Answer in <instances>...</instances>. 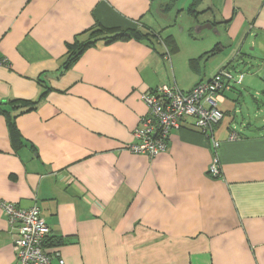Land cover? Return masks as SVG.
Instances as JSON below:
<instances>
[{
  "label": "crops",
  "instance_id": "crops-1",
  "mask_svg": "<svg viewBox=\"0 0 264 264\" xmlns=\"http://www.w3.org/2000/svg\"><path fill=\"white\" fill-rule=\"evenodd\" d=\"M183 1L0 0V264L17 263L2 201L40 207L53 264H264V0ZM175 7L220 33L179 36ZM251 57L219 104L217 150L191 119L154 158L128 149L144 92L189 91Z\"/></svg>",
  "mask_w": 264,
  "mask_h": 264
},
{
  "label": "built area",
  "instance_id": "built-area-1",
  "mask_svg": "<svg viewBox=\"0 0 264 264\" xmlns=\"http://www.w3.org/2000/svg\"><path fill=\"white\" fill-rule=\"evenodd\" d=\"M153 33V32H152ZM159 39V34L154 33ZM0 57V67L7 64ZM244 75L237 76L230 69H221L208 81H201L193 89L185 91L178 85H160L143 93L142 99L148 107L147 114L133 132L135 142L128 149L137 154L154 158L165 152L169 146L171 132L180 128L184 120L191 119L195 128L213 140L214 148L220 143L214 138L215 127L223 120L224 112L219 104L225 99V92L243 82ZM238 135L233 132L230 139ZM213 177H221L222 169L215 154L209 169ZM1 208L15 231L13 242L17 257L16 264H53L52 253L47 248L51 228L42 215L39 206L21 208L16 203L2 201ZM60 264H65L60 253Z\"/></svg>",
  "mask_w": 264,
  "mask_h": 264
},
{
  "label": "rangeland",
  "instance_id": "rangeland-1",
  "mask_svg": "<svg viewBox=\"0 0 264 264\" xmlns=\"http://www.w3.org/2000/svg\"><path fill=\"white\" fill-rule=\"evenodd\" d=\"M171 11L172 12H171L170 16L172 17V20L174 22H176V25L174 28V31L176 32V34L179 33V36L183 35V34H186L189 36L188 30L190 28H192V32H194L196 25H194L192 23L190 25L188 24V14L180 12V13H182V15H179L180 13H178L179 12L178 7H175ZM190 26H193V27H190ZM183 27H185L186 30L182 31L181 28H183ZM207 35H214L215 36V35H217V33L214 30L205 29L199 36H200V39H206ZM217 38L221 39L220 36H218ZM245 52L248 53L249 56H252V54L254 55V53H261V51L258 48L255 50H252V47L249 44L246 45ZM224 54L226 55V53H224ZM231 69L233 70V73L235 76H237L238 74H240V72H243V71H246V72L252 71V57L249 59V62L245 63V64L237 61L236 63H234V68H231Z\"/></svg>",
  "mask_w": 264,
  "mask_h": 264
},
{
  "label": "trees",
  "instance_id": "trees-1",
  "mask_svg": "<svg viewBox=\"0 0 264 264\" xmlns=\"http://www.w3.org/2000/svg\"><path fill=\"white\" fill-rule=\"evenodd\" d=\"M98 32H102V30L100 29V31H96L95 33H98ZM134 34V33H133ZM137 34V33H136ZM132 35L131 34H127V33H120V34H117L115 36H112L110 37V40H115V39H118V38H129L131 37ZM96 43V40H91V41H86V42H76L75 44L71 45L70 46V53H69V56H68V60L65 64V67H69L74 61H76L80 55L82 54V52L88 48L89 46L93 45ZM220 49V45L218 44L217 47H216V50ZM45 94V93H44ZM43 97V96H42ZM18 99L17 100H14L13 102L14 103H18ZM38 101L39 100H36V101H23L24 102V105L25 106H28V110L26 111H29V110H32V109H35V107L37 106L38 104ZM21 105L18 104L17 107H20ZM0 111L3 112L4 110L1 108V105H0ZM25 111V110H24ZM10 126H11V130H12V133L14 131V136L19 135V131L18 129L16 128V125L14 123V121H10Z\"/></svg>",
  "mask_w": 264,
  "mask_h": 264
},
{
  "label": "water",
  "instance_id": "water-1",
  "mask_svg": "<svg viewBox=\"0 0 264 264\" xmlns=\"http://www.w3.org/2000/svg\"><path fill=\"white\" fill-rule=\"evenodd\" d=\"M205 29L214 30L215 32L217 31L218 33H220L218 31V28H216L212 23L207 22L195 26L194 36L198 37Z\"/></svg>",
  "mask_w": 264,
  "mask_h": 264
}]
</instances>
